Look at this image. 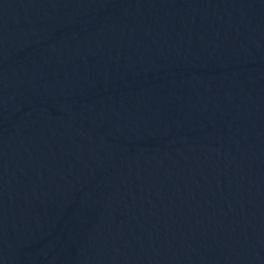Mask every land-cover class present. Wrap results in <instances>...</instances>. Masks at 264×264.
<instances>
[{"label": "water", "instance_id": "1", "mask_svg": "<svg viewBox=\"0 0 264 264\" xmlns=\"http://www.w3.org/2000/svg\"><path fill=\"white\" fill-rule=\"evenodd\" d=\"M0 264H264V0H0Z\"/></svg>", "mask_w": 264, "mask_h": 264}]
</instances>
